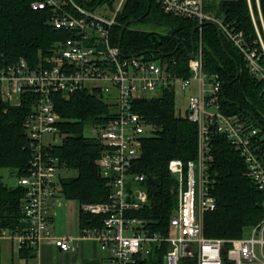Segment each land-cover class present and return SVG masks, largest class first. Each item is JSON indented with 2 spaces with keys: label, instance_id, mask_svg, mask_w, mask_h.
Instances as JSON below:
<instances>
[{
  "label": "built area",
  "instance_id": "obj_1",
  "mask_svg": "<svg viewBox=\"0 0 264 264\" xmlns=\"http://www.w3.org/2000/svg\"><path fill=\"white\" fill-rule=\"evenodd\" d=\"M156 1L164 13L195 20L199 25L194 57L187 65L188 77L173 73L159 58L121 53L111 31L125 0L118 1L112 16L97 13L81 0L31 3L33 10H47L49 25L68 36L57 41L51 54L35 67L23 58L12 63L0 61V101L10 106H20L24 100L29 103L23 129L31 153L27 174L16 178V185L25 190L21 206L24 226L16 232L0 231V247L7 240L18 252L27 247L36 256L42 244L60 252L76 250L72 238L51 231L54 209L62 198L59 179L63 169L49 151L64 137L54 96L68 99L85 90L102 98L114 114L105 124L92 127L100 130L103 151L97 164L109 184L108 197L99 203L77 204L78 213L103 217L99 227L78 225L77 236L97 242L101 264H138L163 245V264H179L183 259L223 264L224 257L232 264H264V220L230 240L205 237L203 230L204 215L216 207L208 175L214 135L230 142L246 165L247 178L264 192V138L243 117L222 110V84L217 76L204 72L201 46L203 24L210 22L239 51L250 74L264 83V17L259 0H254L255 4L246 0L253 38H246L242 31L206 12L203 0ZM192 82L195 93L187 97L183 116L197 126V156L186 162H168L167 170L176 180L177 203L166 231L152 232L134 215L147 205L148 195L140 186L143 177L132 173L131 168L140 155L142 139L151 134L135 104L148 98L146 94L157 96L169 88L176 92L177 84L185 91Z\"/></svg>",
  "mask_w": 264,
  "mask_h": 264
},
{
  "label": "trees",
  "instance_id": "obj_2",
  "mask_svg": "<svg viewBox=\"0 0 264 264\" xmlns=\"http://www.w3.org/2000/svg\"><path fill=\"white\" fill-rule=\"evenodd\" d=\"M33 1L0 0V61L12 63L23 58L29 66L35 67L51 54L57 41L68 36L67 32L49 25L47 10H33ZM97 1L89 0L85 4L89 8L102 4L113 8L115 0ZM252 2L255 4L254 0ZM203 5L206 12L242 31L246 38L255 37L246 0H203ZM259 5L264 17V0H259ZM128 21L120 40L124 56L151 51L145 54L147 58H159L169 70L183 78L190 75L187 52L191 51L190 36L197 24L195 20L164 13L156 0H125L111 31L114 44H118L121 28ZM136 25L153 26L160 31L140 29ZM196 40L195 31L194 45ZM221 41L227 54L221 48ZM201 46L204 72L217 76L222 84V110L240 115L264 138V83L250 74L242 55L215 25H203ZM54 99L64 137L61 144L49 152L63 170L76 172L71 177H60L61 196L77 204L103 202L110 192L97 164L103 145L98 135L86 137L84 130L105 124L114 117L112 109L102 98L85 90L73 93L68 99L56 94ZM28 110L26 100L20 106L0 101V231L16 232L24 226L21 206L25 190L4 181L2 171L7 170L9 177L14 178L27 174L31 153L23 121ZM135 111L144 119L151 134L142 139L140 155L131 168L132 173L143 177L140 186L148 195L147 205L134 215L145 221L150 231L165 232L177 203L176 180L168 172L167 164L171 159L195 160L197 126L176 113L173 88L139 99ZM211 154L213 160L208 175L216 207L204 215V235L225 240L240 238L245 229L264 220V192L247 178L242 157L222 135L213 136ZM102 218L79 212L78 225L99 227ZM165 250L166 245L153 250L138 264H163ZM32 251L26 247L19 253L22 258H31L34 257ZM179 264H196V261L183 259ZM223 264L232 263L224 257Z\"/></svg>",
  "mask_w": 264,
  "mask_h": 264
},
{
  "label": "rangeland",
  "instance_id": "obj_3",
  "mask_svg": "<svg viewBox=\"0 0 264 264\" xmlns=\"http://www.w3.org/2000/svg\"><path fill=\"white\" fill-rule=\"evenodd\" d=\"M89 1V0H84ZM119 0L113 2V8L108 7L106 4L98 5L94 7V10L97 13H100L104 16H112L113 9L117 6ZM91 8V7H90ZM140 29L156 30L153 26L145 25H136ZM195 93V82L191 83V87L185 91L179 89L177 84V89L175 92V108L176 113L183 116L186 111L187 97ZM156 95V94H153ZM146 97L150 98L152 95L146 94ZM100 130L95 128H86L84 130V135L86 137H95L98 135ZM4 181L8 182L10 185H16V178L9 177L8 171H2ZM61 177H71L76 175V172L73 170H61ZM51 231L54 235L62 236L63 234L67 235H78V205L75 201L67 200L65 208V217L57 220L54 218L53 225L51 226ZM76 244H78L76 246ZM76 251L63 253L59 252L55 247L42 244L37 251V259L34 261L35 264H81L83 260L90 259L93 255L92 252L95 251V255H99L100 249L99 246L92 248L89 246V241L76 242Z\"/></svg>",
  "mask_w": 264,
  "mask_h": 264
},
{
  "label": "crops",
  "instance_id": "obj_4",
  "mask_svg": "<svg viewBox=\"0 0 264 264\" xmlns=\"http://www.w3.org/2000/svg\"><path fill=\"white\" fill-rule=\"evenodd\" d=\"M66 201L63 197L59 201V205L55 207L54 209V216L52 218L54 222V218L56 217L57 220H60L61 218L65 217V208H66ZM62 236H66L73 239L74 245L76 242H83V241H89V246L92 248L91 251H93V248L96 249L98 246L97 242L92 240H84L79 239L76 235H67L63 234ZM78 244H76L77 246ZM52 246V245H51ZM76 251V250H75ZM33 252V251H32ZM60 252V251H59ZM63 253H69V252H63ZM93 255L90 259L83 260L81 264H101V252L99 255H95V251L92 252ZM34 257L31 258H22L20 253L14 249L13 245L10 244L9 241H2L1 247H0V264H35V260L37 259V256L33 252ZM80 264V263H79Z\"/></svg>",
  "mask_w": 264,
  "mask_h": 264
},
{
  "label": "water",
  "instance_id": "obj_5",
  "mask_svg": "<svg viewBox=\"0 0 264 264\" xmlns=\"http://www.w3.org/2000/svg\"><path fill=\"white\" fill-rule=\"evenodd\" d=\"M101 0H98L97 1V3H99ZM81 2H83L84 3V0H81ZM130 23V21H128V22H126L124 25H123V27L121 28V32H120V35H119V42H118V47L120 48V40H121V37H122V33H123V31H124V29L126 28V26L128 25ZM204 24H212V23H210V22H207V23H204ZM203 24V25H204ZM199 27V25L197 24L193 29H192V31H191V36H190V41H191V51H189V52H187L188 54H187V57L189 58V59H193V57H194V42H193V35H194V32L196 31V29ZM221 48H222V50L226 53V50H225V48H224V44H223V42L221 41ZM146 53H151V51H144V52H141V54L140 55H143V54H146ZM227 54V53H226ZM232 59V58H231ZM233 60V59H232ZM233 62H234V64L236 65V62L233 60ZM237 68V67H236ZM238 77V72H237V74H236V78Z\"/></svg>",
  "mask_w": 264,
  "mask_h": 264
}]
</instances>
